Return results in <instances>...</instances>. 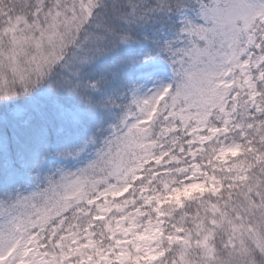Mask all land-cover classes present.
I'll list each match as a JSON object with an SVG mask.
<instances>
[{
    "label": "snow or ice",
    "instance_id": "obj_1",
    "mask_svg": "<svg viewBox=\"0 0 264 264\" xmlns=\"http://www.w3.org/2000/svg\"><path fill=\"white\" fill-rule=\"evenodd\" d=\"M0 264H264V0H0Z\"/></svg>",
    "mask_w": 264,
    "mask_h": 264
}]
</instances>
